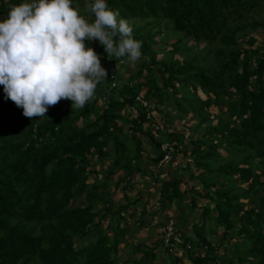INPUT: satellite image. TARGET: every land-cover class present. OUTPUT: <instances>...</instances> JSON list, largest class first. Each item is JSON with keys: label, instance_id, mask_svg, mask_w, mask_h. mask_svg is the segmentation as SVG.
I'll return each instance as SVG.
<instances>
[{"label": "trees", "instance_id": "16d2710c", "mask_svg": "<svg viewBox=\"0 0 264 264\" xmlns=\"http://www.w3.org/2000/svg\"><path fill=\"white\" fill-rule=\"evenodd\" d=\"M20 2L0 0V20ZM106 4L119 18L145 23L132 27L142 57L130 69L126 57L108 58L98 41H85L113 79L98 83L83 108L60 100L30 119L0 85V264H119L123 243L132 256L124 264H264V43L257 37L264 36V0ZM84 17L94 19L88 11ZM117 69L128 74L125 82ZM160 118L164 129L156 131ZM173 142L184 163L171 180L156 178L150 169ZM138 178L158 186L162 214L176 204L183 243L174 253L159 240L129 242L127 218L137 217L131 210L143 196L131 200L127 192ZM196 181L201 188L191 186ZM113 186L124 192L119 208ZM147 205L137 231L157 225Z\"/></svg>", "mask_w": 264, "mask_h": 264}, {"label": "clouds", "instance_id": "9594fccd", "mask_svg": "<svg viewBox=\"0 0 264 264\" xmlns=\"http://www.w3.org/2000/svg\"><path fill=\"white\" fill-rule=\"evenodd\" d=\"M72 0H21L0 20V85L27 118L44 117L50 106L70 100L83 108L107 72L85 41H98L107 57H142V41L106 0H86L89 22Z\"/></svg>", "mask_w": 264, "mask_h": 264}, {"label": "rangeland", "instance_id": "374dc122", "mask_svg": "<svg viewBox=\"0 0 264 264\" xmlns=\"http://www.w3.org/2000/svg\"><path fill=\"white\" fill-rule=\"evenodd\" d=\"M75 10L80 14V15H83L86 13L87 9H86V0H78L76 3H75ZM87 20V19H86ZM129 24L131 25V27H144L145 23L144 22H140V21H129ZM158 28L155 29V31H157ZM258 37V40L262 43H264V36H261V34L257 35ZM156 41H158V39H156ZM173 41H170L168 44H172ZM191 46H194L193 43H190ZM204 46H198V47H195L194 48H198V49H202ZM168 50L167 49H164L163 53H165L166 51ZM178 61L180 62H186L187 59L186 58H180V57H175ZM136 64H130V69H134ZM106 68H109L111 69V65L110 64H105L104 65ZM108 69V70H109ZM110 74V73H109ZM115 74L116 75H119L122 79V82H125L128 78V74L125 73V71L121 70V69H117L115 71ZM97 92H100L99 90ZM147 90L144 89L143 90V94L146 93ZM201 98L205 99V97L201 94L200 95ZM211 111L213 112L214 114V110L213 108L211 109ZM157 115V114H156ZM214 116H216L214 114ZM164 120V118H163ZM159 124L162 125L163 127V121H162V118H160L159 120ZM161 121V122H160ZM174 124L176 123H173L172 125L170 126H175ZM178 124V123H177ZM182 124V123H181ZM182 128H181V131L183 132L184 131V128L187 129V127L182 124ZM185 126V127H184ZM169 128V125L167 126ZM200 138V135H196L194 139H198ZM182 148V147H181ZM180 148V149H181ZM183 149V148H182ZM182 153V151H181ZM180 155V156H178ZM178 155L175 157V161H177L178 164H183L184 163V156H181L182 154L178 153ZM174 161V162H175ZM178 166H173V165H170L168 167H164L162 168L159 172L158 170H154L153 168H151L150 170L155 173L156 175H159V176H163V178H173L175 176V172L178 170ZM149 169V168H148ZM161 178V177H160ZM98 180L100 179V177L97 178ZM122 179V174L120 173L119 175H117L114 179L115 182L119 181ZM162 179V178H161ZM170 179V180H171ZM187 181H188V178H185ZM167 180V179H166ZM186 180H184L182 182V190H185V186H184V182H186ZM93 181V178L91 177V182ZM115 182H113V184H115ZM197 187V188H201L200 185L196 182L193 183V185L191 184V186H194ZM115 190V187L113 186L111 191L114 192ZM159 189H158V186H155V183L153 182V180H151L150 178H138L136 181H135V185H134V189L133 191H129L127 192V196H129L130 198H132L131 200L134 199V197L137 196V193H140L142 194L143 196V201L142 203H147L148 205V208H149V218H148V221H152L150 223L152 224H155L156 221L154 220V218H152L151 216H156L158 214H160V212L158 213L157 209H158V206L157 204H155L154 200L157 199L158 197L160 198L159 196V193H158ZM113 201H114V205H115V208H119L120 206H122L123 204L126 203V201L124 200V192L123 190H116L114 192V197H113ZM142 203L138 204L137 206V209L136 210H131V213H135L137 214V217L135 219H131V218H127V221L132 229V231L134 232L133 234V237H129V242L130 243H137V244H143V245H147L149 246L151 242L153 243H156L159 239H158V231L160 229V227H162L163 225H165L167 222H168V219L166 216H158V219H157V225H152L150 227V230H139L137 231L136 230V227H135V222L137 221L138 219V216L141 212V207H142ZM202 206L203 205H200V209H202ZM115 211V210H114ZM187 211V208L185 206L182 207L181 209V214L182 212L183 213H186ZM130 213V214H131ZM200 215V211H197L194 215V217H198ZM171 217V218H169ZM169 219H174L175 222H176V225H179V220L181 219V217L179 216L178 212L176 211V204L173 205L172 207V210L169 214ZM113 219V218H112ZM107 220H110V219H107ZM106 220V221H107ZM112 222L114 220H111ZM187 223H188V226H187V229H186V232H192V222H193V219H192V216L187 218L186 219ZM180 226V225H179ZM105 227H106V224H105ZM150 232V233H149ZM218 234L219 236H221L223 234V229H219L218 230ZM208 238L211 240V242H217V239H215L214 237H209ZM235 243V242H234ZM233 243V244H234ZM126 244H121V249L122 251L120 252L119 254V257H120V261H119V264H124L126 262V260H129L131 259V248H127L125 247ZM220 254H223V251L220 253ZM140 255H137V259H140ZM131 264V263H130ZM183 264H191L190 262H188L186 259L183 260Z\"/></svg>", "mask_w": 264, "mask_h": 264}, {"label": "built area", "instance_id": "2783aa9c", "mask_svg": "<svg viewBox=\"0 0 264 264\" xmlns=\"http://www.w3.org/2000/svg\"><path fill=\"white\" fill-rule=\"evenodd\" d=\"M112 79L113 77L109 73H107L104 81H109ZM136 101L139 104H141L144 108L148 107L149 103L144 101L142 97H138ZM153 117L154 116L151 114H148L147 116L148 120H150L151 122H153ZM163 129L164 128L162 127V125H160L159 122L157 121V123H155V130L162 131ZM162 152L164 153L165 156L156 170L160 171L162 168L168 167L170 165L178 166V167L180 166V164H178L177 161H175L176 153H178L175 142L164 143L162 145ZM157 206H158V209H160L159 208L160 205L157 204ZM158 239L160 242L164 244V247L169 248L172 253L176 251L175 250L176 244L179 245L183 243V240L181 239V235L180 233H178V225H176V222L174 219H169L165 225L160 227L158 231Z\"/></svg>", "mask_w": 264, "mask_h": 264}, {"label": "crops", "instance_id": "0c3cea01", "mask_svg": "<svg viewBox=\"0 0 264 264\" xmlns=\"http://www.w3.org/2000/svg\"><path fill=\"white\" fill-rule=\"evenodd\" d=\"M182 165H183V164H181L180 166H182ZM180 166H179V167H180ZM158 172H159V171H158ZM154 174H155V173H154ZM155 177H156V178H160V177H161L163 180H166V179H167V180H170V179H171V178H169V179L166 178V179H165V178H163L162 175L159 176V175H156V174H155ZM161 178H160V179H161ZM158 201H159V197H158L157 199L154 200L155 204H159ZM159 205H160V204H159ZM160 207H161V206H160ZM160 207H159V208H160ZM171 210H172V209H171ZM157 211H158V213H159V212H160V209H157ZM170 212H171V211H170ZM170 212H169L168 214H165V213L162 214V213L160 212V214H158V215H156V216L158 217V216H160V215L162 214L161 216H163V217L166 216L167 219L169 220V218H171V217H169ZM168 217H169V218H168Z\"/></svg>", "mask_w": 264, "mask_h": 264}]
</instances>
